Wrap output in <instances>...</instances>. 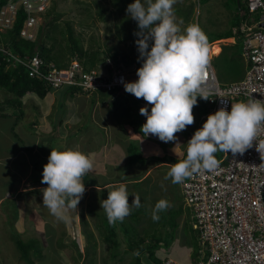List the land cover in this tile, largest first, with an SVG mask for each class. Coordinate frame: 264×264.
Returning a JSON list of instances; mask_svg holds the SVG:
<instances>
[{
	"label": "rangeland",
	"instance_id": "obj_1",
	"mask_svg": "<svg viewBox=\"0 0 264 264\" xmlns=\"http://www.w3.org/2000/svg\"><path fill=\"white\" fill-rule=\"evenodd\" d=\"M134 2L135 0H130L126 4L123 0L122 3L116 4L115 0H56V2L54 0L49 6L55 5V12L60 13L56 22L57 30L68 22L73 29V36L83 49H89L88 51L94 57L101 59L124 55L126 63L135 72L132 77H137V69L142 66V61L138 62L139 53L135 43L137 37L134 35L138 27L126 12L127 6ZM124 4H126L125 8L121 7ZM101 7L104 13L99 16L98 12ZM117 7L121 8L120 11ZM174 9L177 18L184 21L182 28H186L189 24H198L206 34L208 41L219 36L231 35L232 41L218 40L210 43L208 54L218 83L224 87L236 82L245 72V60L241 56V46L233 32L236 25L241 26L242 22L241 16L239 15L240 18L236 16V6L233 1L177 0ZM44 16L45 13L43 17L36 20L33 34L35 40L40 31L38 28L46 27L47 20ZM0 32L4 33L5 30L2 28ZM53 35L57 36V45L53 50L55 54H58L56 63L66 62L70 56L66 47L67 43L59 39L58 33ZM39 39L41 40L40 37ZM220 50L221 53L218 55ZM63 92L65 93L60 94L59 90L50 92L44 99L34 94L27 95L19 99L21 112L19 109L8 107L3 112L9 116L0 117V264H29L21 258L15 246L12 228L22 240L26 242L36 240L35 244L43 254L57 253L47 261L50 264H61V262L82 264L83 261H85L84 264L87 262L88 264H100V260L106 257L108 252H105L109 247L111 249L109 258L102 264H145L144 256L138 259L129 252L130 240L145 239L151 243L160 236V240L164 242L167 237L173 235L181 239L183 244L187 240L192 244L196 233L191 226L193 224L191 210L184 202L180 184H173L171 178L165 179V177L170 170V164L178 163L179 157L183 155L182 142L184 145L187 144L186 139L193 136L195 131L203 126V122H199L196 117L203 111L198 110V106L194 107V124L177 133L176 142H156L141 136V124H134V130H131V127L123 120L119 123L116 120L118 116L110 112L108 104L101 102L98 95L81 94L70 97L66 90ZM7 98L12 99L0 90V103ZM127 107L130 105L120 107L119 113L126 111ZM129 113L134 115L131 110ZM133 118L135 117L131 119ZM76 133L77 137H70ZM136 138L138 140L135 144L139 147V151L131 157L128 142L134 143ZM22 142L24 145H21ZM22 147L29 148V151L22 153L26 154L25 156L17 157V151ZM52 149L82 150L85 154L88 152L93 154L94 168L91 173L83 177L86 191L78 204L77 212L69 210L66 213L70 217L69 222L58 221L43 206L41 189L47 188V185L41 183L42 177L39 171L28 164L31 159L32 162L38 163L37 165L44 166V164H39L40 158L38 157H43L44 154L49 157ZM4 150H8L9 153H3ZM93 150L95 151L92 153ZM149 151L158 157L165 158L167 163L148 161L145 166H140L139 163L130 164L131 158L134 159L139 154L147 157ZM110 168H113L112 173ZM116 171L117 176L124 175L130 180L124 182L127 186L129 204L135 196H139L141 207H133V211L131 210V214L123 222L111 225L106 213L101 209L100 201L104 199V196L107 199L108 191L113 190V187L108 189L109 186H115L114 183H110L109 177ZM134 175L136 178L133 177ZM133 179L138 180L133 181ZM140 180L141 182H137ZM103 182L106 183L107 192L96 189V185ZM21 190L37 194H27V211H25V203L13 201ZM20 195L22 196L23 193ZM161 199L169 201L171 207L159 213V221L154 222L152 212L156 203ZM88 209L94 214L89 213ZM35 212L39 216L33 214ZM26 213H31L30 218L34 223V228L29 225L31 222L21 221V217ZM43 217L51 219L52 228L47 226L51 222L44 221ZM172 217L175 222L181 224L183 230L174 229L171 223ZM103 219L106 220V227L102 224ZM82 223L87 226L84 227ZM99 224L103 225V230L109 229L108 244L103 237L99 236L98 230L102 233ZM34 229L44 234V241L38 238ZM76 229L80 231V234L75 233ZM83 229L94 233L91 237L95 238L96 248L95 245L88 243L86 232L83 233ZM67 236L78 252L61 251L60 256L58 248L63 249L64 246L65 249V244L69 242ZM42 253L41 256L34 253L29 255L33 261L32 264L41 262ZM86 256L89 261L85 259ZM70 259L71 261H68ZM78 259H80L79 262ZM128 259L130 263L126 262Z\"/></svg>",
	"mask_w": 264,
	"mask_h": 264
},
{
	"label": "clouds",
	"instance_id": "obj_2",
	"mask_svg": "<svg viewBox=\"0 0 264 264\" xmlns=\"http://www.w3.org/2000/svg\"><path fill=\"white\" fill-rule=\"evenodd\" d=\"M176 3L177 0H135L126 8L137 23L134 35L142 66L136 72L138 79L124 83V90L152 105L150 112L147 107L139 110L146 117L140 131L143 136L151 134L164 143L176 142V134L194 124L193 109L198 106V97L209 100L210 94L203 86L210 66L207 36L198 24L181 27L184 21L175 14ZM119 66L135 73L130 66ZM262 127L264 100L250 97L246 102L232 103L230 111L221 107L207 117L189 141L186 139V159L170 164L165 179L181 184L197 172L215 170L220 166L217 152L242 156L253 147ZM92 157L93 154L79 150L52 149L42 172L41 183L47 188L41 192L43 206L58 221L69 222L66 213L77 212L86 191L83 177L94 168ZM128 197L126 183L120 182L108 191L106 200L100 201L109 224L123 222L133 207H141L139 196L131 204ZM170 207L169 201L159 200L152 212L153 221L158 222L159 213Z\"/></svg>",
	"mask_w": 264,
	"mask_h": 264
},
{
	"label": "built area",
	"instance_id": "obj_3",
	"mask_svg": "<svg viewBox=\"0 0 264 264\" xmlns=\"http://www.w3.org/2000/svg\"><path fill=\"white\" fill-rule=\"evenodd\" d=\"M51 0H8L0 7V31L11 29L19 11L26 14L20 37L34 41L36 20L43 17ZM239 15L246 20L235 30L245 60L244 77L222 87L210 64L204 81L209 100L206 111L199 116L205 122L221 107L231 110V104L247 101L250 97L264 100V0H246V12ZM248 17V18H247ZM4 32V33H5ZM0 57L13 67H23L30 79H38L54 90L73 87L90 96L108 92L112 96L126 93L124 83L138 77L130 69L107 59L105 66L86 69L76 58L67 67L45 62L35 54L10 53L0 44ZM133 99V95L129 94ZM136 99V98H135ZM223 100V102H222ZM152 105L139 101L136 114L141 122L146 117L139 110ZM147 138L162 142L158 137ZM191 137L187 138L189 141ZM264 127L259 131L253 147L242 156L223 153L220 166L213 171L193 174L180 184L181 194L190 208L192 229L198 234L200 258L194 263H183L166 258L160 264H264ZM258 145V146H257ZM258 148V150H257ZM262 164V165H261Z\"/></svg>",
	"mask_w": 264,
	"mask_h": 264
},
{
	"label": "trees",
	"instance_id": "obj_4",
	"mask_svg": "<svg viewBox=\"0 0 264 264\" xmlns=\"http://www.w3.org/2000/svg\"><path fill=\"white\" fill-rule=\"evenodd\" d=\"M7 1L8 0H0V7L3 4H5ZM53 1L54 0H51V2ZM124 1L127 4L130 0H124ZM203 1L206 2L207 0H203ZM232 1L234 5L236 6V16L240 18L239 17L240 11L242 10L246 12V0H239L238 4L236 0H232ZM119 2L122 3L123 0H115L116 4ZM126 4L121 5V7L123 6V8H125ZM54 6H51V7L49 6L47 10L45 11L44 18L47 20L46 27L44 29L43 27L40 28V32L36 40L26 41L20 37V30L26 18V14L21 10L18 12L16 21L13 27L7 30L5 33L0 32V44L4 46L5 49H7L10 53H13V54L29 55V56L38 54V56L42 58L45 62L56 64V66L59 68L67 67L73 58H76L87 70L91 68H95V67H100L101 65L105 66V62L107 58L101 59V58L94 57L93 54L88 51L89 49H83V47L78 44L77 39L73 36V29L68 22H65L66 24H64L63 27H61L59 30L56 29L58 27L56 22H57L58 17L60 16V13L55 12ZM117 9L119 10L121 8L117 7ZM103 13H104L103 8L102 7L99 8V12H98L99 16H102ZM241 19L243 18L241 17ZM244 19H246V17H244ZM57 33L59 34V39L67 43L66 47L70 55L68 56V60L66 58L67 60L66 62H60V64L56 63L57 61L56 56L58 54H55V52H53L54 47L57 45V36L53 34H57ZM42 35H43V39H42ZM39 37L41 38V40L39 39ZM230 37L231 35L219 36L211 41H208V44L216 40L230 38ZM109 57L115 63L116 66L119 65V63H123L126 67L130 66L126 63L127 61L124 55H121V56L115 55L114 57L112 56H109ZM0 90L4 92L6 95H8L9 97H12V99L7 98L3 102L0 103V110H2L0 112V117L9 116L5 112H3V110H5L7 106H11L13 108L19 109V111L21 112L19 99H21L25 95L34 94L38 98L44 99L47 96V94H49L50 92L58 91V90L49 88L41 80L30 79L28 77L26 70H24L23 67L21 66L13 67L10 64L6 63V61L2 60L1 57H0ZM63 90H66L67 93H69L70 97H74V96L81 95V94L83 95L82 92L76 90L73 87L60 89L59 93L64 94L65 92H63ZM96 94L97 93H94L92 95H96ZM98 97L101 102H104V104H108L109 110H111L110 112H112L115 116H118L116 120L119 123H121L123 120L124 123H126L127 125L131 127V130H134L133 128L134 124L143 125L141 120L138 119V116L135 112L138 107V103L140 100H142V98L133 99L128 93H121L119 95L112 96V93H108V92H100L98 93ZM13 98H16V99H13ZM126 104H129L130 107H127L128 109L124 112H121L120 114L119 113L120 107H123ZM199 109L204 112L206 110V103H205V100L200 99L198 97V110ZM129 110H131L134 113V115L130 114ZM19 114L21 115V113ZM132 117H135V118L131 119ZM60 123H62V121H60ZM76 136H77V133L75 135H71L70 137L73 138ZM141 136H143V134H141ZM137 140L138 139L136 138V140L134 139L135 141L134 143L129 142L128 151L131 157L133 155L135 156L136 153L139 151V147L135 144ZM182 143H183L182 146L184 150L182 153L183 154L182 157H179L180 161L186 159V155H187V144L184 145V142ZM147 154H148L147 157L144 154H139V156L135 157L134 159L131 158L130 164L139 163L140 166H145L148 163V161H157V162L167 161L165 158L158 157L155 154L150 153V151ZM222 154L223 152H217L215 154L216 158L220 160L222 158ZM111 169L113 168H110V170ZM111 173H112V170H111ZM117 173L118 172L116 171L114 175H110L109 177V179L111 180L110 183L112 184L114 183L115 185H118L120 182L130 181L128 177L124 175L117 176ZM134 180H138V179H133V181ZM137 182H141V180ZM104 185H106V183L103 182L101 184H97L96 186L101 187ZM88 211L89 213L94 214L89 209ZM173 219L174 217H172L171 223L174 229L178 228L180 226L179 222L177 221L175 222V220ZM105 221L106 220L103 219L102 224L106 227L107 225L105 224ZM82 224L84 227L87 226L85 223H82ZM103 225H102V228H103ZM12 232H13L12 236L14 239V243L16 244L15 246L17 247L21 255V258L25 259L24 261H27L29 264H32L31 263L32 259H30L29 255H31V253H34L36 255L41 253L40 250L38 249V246L35 244L37 243V241L30 240L29 242H26L22 240V238H20L18 233H16L15 230H13V228H12ZM85 232L86 230L83 229V233ZM85 236L87 237L88 240H90L91 233L86 232ZM107 237L108 236L106 235L105 238L107 242H109ZM175 239L176 237L171 235L170 237H167L164 242H162L163 240H160V236L158 237L157 240L154 239L151 243H148L145 239H139L138 241L130 240L129 252L132 253L135 258L139 259L140 256H144L145 261L150 260L153 262V264H160L161 260L155 257V250L163 246L165 247V249H169L172 243L175 241ZM192 241H193L192 244L196 246L195 248L196 252H195V258L194 259L192 258V261L190 263H194L200 258V250L198 251L197 246H199L202 249L199 240H192ZM134 253H138V254H134Z\"/></svg>",
	"mask_w": 264,
	"mask_h": 264
},
{
	"label": "crops",
	"instance_id": "obj_5",
	"mask_svg": "<svg viewBox=\"0 0 264 264\" xmlns=\"http://www.w3.org/2000/svg\"><path fill=\"white\" fill-rule=\"evenodd\" d=\"M236 2H237V0H236ZM239 2V1H238ZM248 18V17H247ZM246 19H242V22H241V24L245 21ZM238 26L236 25V27L233 29V32H235V30H236V28H237ZM39 28H41V27H39ZM38 28V30H40ZM38 30H37V32H38ZM40 32V31H39ZM235 38H236V35H235ZM232 37H230V38H224V39H220V40H231L232 41ZM237 39V38H236ZM216 41H218V40H216ZM221 53V50L219 51V53H218V55ZM245 62V61H244ZM245 70H246V63H245ZM244 74H245V72L243 73V74H241V77L237 80V81H239V80H241L243 77H244ZM30 95V94H29ZM48 95V94H47ZM25 96H27V95H25ZM24 96V97H25ZM36 96V95H35ZM23 98V97H22ZM106 105V104H105ZM8 107H11V106H7L5 109L7 110L8 109ZM7 114V113H6ZM139 119V118H138ZM35 127V126H34ZM77 137V136H76ZM73 138H75V137H73ZM90 139V138H89ZM90 142H92L91 140H89ZM129 143V142H128ZM21 145H24V143L22 142L21 143ZM129 145V144H128ZM29 151V148H27V147H22V148H20V150L19 151H17V157H23V156H25L26 154H22L23 152H25V153H27ZM61 151V150H60ZM79 151H81V152H83L82 150H79ZM95 150H93V151H91L92 153L94 152ZM3 153H5V154H8L9 153V151L8 150H4L3 151ZM84 153V152H83ZM89 153V152H88ZM22 154V155H21ZM38 158H40V160H39V164H47V162H46V160H48V156H46V154H44L43 155V157H41V156H39ZM29 159V158H28ZM29 165H32L33 167H35L38 171H39V173H40V176L42 177V172H43V169H42V167L43 166H40V165H37L38 163H36V162H32V160L30 159V161H29V163H28ZM147 165V164H146ZM134 178H136V175H134L133 176ZM129 179V178H128ZM83 181H85V180H83ZM86 184V183H85ZM132 184V183H131ZM86 185H88V184H86ZM95 186V185H94ZM111 187H113V186H109L108 187V189L109 188H111ZM103 188V189H102ZM97 190L98 189H101V190H105L106 189V185H104L103 187L101 186V188H100V186H97V188H96ZM104 192H107L106 190L104 191ZM103 192V193H104ZM20 193H23V195L21 196L20 195ZM27 194H31V195H37L36 194V192H30V193H27V191L25 192V191H20L19 192V194L16 196V198H14V200L13 201H15V202H18V201H20V202H18V203H25L26 204V207H25V211H27V205H28V202L26 201V196H27ZM30 197V196H29ZM103 200H106V198H105V196H104V199ZM30 214L31 213H26V214H24V216L23 217H21V221L23 220V221H29L28 223H30L29 225L31 226L32 225V227L34 228L35 226H34V223L31 221V218H30ZM33 214H37L36 212L35 213H33ZM38 215V214H37ZM39 216V215H38ZM47 219H45L44 217H43V219H44V221H47V220H49L50 222H51V219H49L48 217H46ZM18 219V218H17ZM72 222V221H71ZM81 222V221H80ZM75 225V224H74ZM74 225H73V228H74ZM48 227H53V223L51 222V224H48L47 225ZM99 228L102 230V233L98 230V232H99V236L100 237H103L104 238V241H106L107 242V240H106V238H105V236L107 235V232L108 231H106V230H103L102 229V225L101 224H99ZM178 229H180V230H183L182 229V226H181V224H180V226L178 227ZM52 230H55V229H52ZM63 230V229H62ZM77 231L75 232V233H77V234H80V231L78 230V229H76ZM193 230V229H192ZM34 231L37 233V236H38V238L40 239V240H42V241H44V238H45V236H44V234L41 232V231H38L37 229H34ZM196 234L194 235V240H199V238H198V234H197V232L195 231V230H193ZM92 234H94V233H92L91 232V235ZM97 235V234H96ZM79 236V235H78ZM11 238V237H10ZM67 240H69L68 239V236H67ZM54 241V240H53ZM87 241H88V243H90L91 245H95L94 244V242H95V238H93V237H91L90 238V240H88L87 239ZM55 245H56V243L55 242H53ZM93 243V244H92ZM89 244V245H90ZM106 244H108V242L106 243ZM75 247V248H74ZM95 248H96V245H95ZM195 248H196V246H194L193 244L191 245L190 243H188V240L185 242V244H183L182 242H181V239H179V238H176L175 239V241L172 243V245H171V247L169 248V249H165V247L163 246V247H161V248H158V249H156L155 250V257H157L158 259H160L161 261L163 260V259H166V258H171V259H174V260H177V261H180V262H183V263H190L191 261H192V258L194 259L195 258V252H196V250H195ZM80 249H81V247H80ZM163 249V250H162ZM197 249H198V251L199 250H201V248L199 247V246H197ZM109 250H111L110 249V247L108 248V250L105 252V253H107V255H106V257H104V258H102L101 260H100V264H102V263H104L108 258H109ZM61 251H64V252H69V251H72V253H76V252H78L77 251V248H76V246L75 245H73V242H71L70 240H69V242H68V244H65V249H64V246H63V249L61 248V247H59L58 248V252H59V255H60V252ZM103 251V250H102ZM42 253V252H41ZM41 253H39V255L41 256ZM43 254V253H42ZM54 254H56L57 255V253H44L43 254V256L41 257L42 258V260H41V262H39V263H35V264H50V263H48L47 261L49 260V258L51 257V256H53ZM95 254V253H94ZM92 255V254H91ZM91 255H88V256H91ZM61 256V255H60ZM66 257V256H65ZM76 260H77V258L76 257H74ZM85 259L87 260V261H89L88 260V258H87V256L85 257ZM68 261H71V259L70 260H68ZM80 261V259H78V262ZM84 262L85 261H83L82 262V264H84ZM126 262H128V263H130L131 261L128 259V260H126ZM31 263H33V261L31 262ZM61 264H63L62 262H61ZM76 264H79V263H76ZM81 264V263H80ZM87 264H88V262H87ZM145 264H153V262L152 261H150V260H147V261H145Z\"/></svg>",
	"mask_w": 264,
	"mask_h": 264
},
{
	"label": "bare ground",
	"instance_id": "obj_6",
	"mask_svg": "<svg viewBox=\"0 0 264 264\" xmlns=\"http://www.w3.org/2000/svg\"><path fill=\"white\" fill-rule=\"evenodd\" d=\"M215 47L218 46V45H214Z\"/></svg>",
	"mask_w": 264,
	"mask_h": 264
},
{
	"label": "water",
	"instance_id": "obj_7",
	"mask_svg": "<svg viewBox=\"0 0 264 264\" xmlns=\"http://www.w3.org/2000/svg\"><path fill=\"white\" fill-rule=\"evenodd\" d=\"M238 1H239V0H237V4H238Z\"/></svg>",
	"mask_w": 264,
	"mask_h": 264
}]
</instances>
